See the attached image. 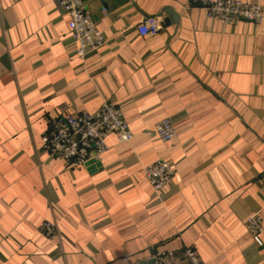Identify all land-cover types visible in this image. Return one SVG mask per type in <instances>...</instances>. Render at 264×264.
Returning a JSON list of instances; mask_svg holds the SVG:
<instances>
[{"label":"crops","instance_id":"0c3cea01","mask_svg":"<svg viewBox=\"0 0 264 264\" xmlns=\"http://www.w3.org/2000/svg\"><path fill=\"white\" fill-rule=\"evenodd\" d=\"M259 3L264 0H242ZM105 43L76 54L57 0H0V264H150L193 246L205 264H264V21L225 23L192 0H86ZM145 15L161 29L141 36ZM113 101L134 132L69 166L43 148L61 114ZM177 131L161 140L156 124ZM175 174L157 193L144 167ZM50 220L58 236L40 226Z\"/></svg>","mask_w":264,"mask_h":264},{"label":"built area","instance_id":"2783aa9c","mask_svg":"<svg viewBox=\"0 0 264 264\" xmlns=\"http://www.w3.org/2000/svg\"><path fill=\"white\" fill-rule=\"evenodd\" d=\"M59 9L68 15V25L78 47L76 54L84 58L86 54L105 43V35L97 22L86 10V0H57ZM192 3L205 8L209 17L225 23L246 19L256 24L264 21V12L259 3L242 0H192ZM161 29L160 18L145 15L137 25L141 36L156 35ZM158 137L171 141L177 136L170 117L160 120L155 126ZM116 133L120 142H130L134 132L122 110L111 100H104L95 112L65 113L51 121V127L43 135V148L52 156L58 157L69 166H83L91 160H99L110 146L107 137ZM145 175L157 193H162L172 180L175 169L169 160L158 159L144 167ZM264 196V179L261 183ZM246 228L260 245L264 233L263 218L254 212L246 218ZM49 238L58 236L57 224L45 220L40 226ZM152 264H205L193 246L181 250H157L150 257Z\"/></svg>","mask_w":264,"mask_h":264},{"label":"water","instance_id":"95a60500","mask_svg":"<svg viewBox=\"0 0 264 264\" xmlns=\"http://www.w3.org/2000/svg\"><path fill=\"white\" fill-rule=\"evenodd\" d=\"M152 262H153V261L151 260L150 264H152Z\"/></svg>","mask_w":264,"mask_h":264}]
</instances>
